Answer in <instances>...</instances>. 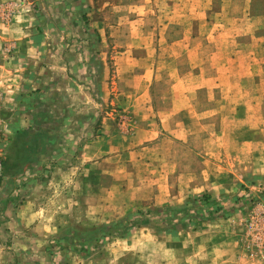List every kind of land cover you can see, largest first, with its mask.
Masks as SVG:
<instances>
[{
    "label": "crops",
    "instance_id": "1",
    "mask_svg": "<svg viewBox=\"0 0 264 264\" xmlns=\"http://www.w3.org/2000/svg\"><path fill=\"white\" fill-rule=\"evenodd\" d=\"M102 2V5H97V0H65L63 14L76 15L81 10L80 18L83 15L88 18L99 15L91 22L101 37L109 26L101 16L103 10L107 9L112 17L113 25L110 28L120 31L125 27L120 16L127 14L126 22L134 28L137 16L156 4L155 0ZM160 2L163 8L169 3L168 0H164L165 3ZM182 3L183 0H179L175 6H181ZM246 10L248 7L245 5L243 12L246 13ZM14 16L16 18V14ZM14 16L12 20L15 19ZM35 17H38L37 14L30 15L25 12L18 16L20 20L2 25L4 34H0V96L6 103V107L0 109V145L8 142L16 131L31 128L34 132V152H38L37 161L31 165L25 164L19 172L14 167L4 170L1 165L3 158L0 160L2 184L5 187L11 184L10 191L18 192L17 195L11 194L10 198L15 199L14 195L20 198V203L13 210L9 206L2 208L0 264H59L55 255L52 256L47 248L48 239L57 231L55 223L60 218L59 214L49 210L48 204L41 198V192L49 187L56 190L66 187L71 192V195L66 196L55 207L65 208L71 213L76 208L79 212L82 210L83 214L79 213V217L69 215V218L76 221L91 218L93 212L101 213L104 204L100 199L104 192L110 195L119 191L124 196L132 194L134 197L136 191L144 190L143 197L150 193L152 203L156 204L162 203L158 199H166L169 183L174 182L177 184L180 201L187 189L190 194L213 190L218 194L222 189L224 194L236 195L242 194L243 185L257 190L264 189V141L261 137L251 141L242 138L232 141L230 133L227 134V141L222 144L217 143L211 136L199 139L196 128L202 123L198 103L195 106L189 104L192 109L186 110L191 112L188 115L184 111L187 104L183 103L189 101L185 93L196 95L204 86H192L185 90L179 85L183 81V74H178L175 70L172 71L175 85L162 88L159 81L163 77L155 64L168 62V57L171 56H163L161 52L155 54L157 58L154 57L150 51L153 40H137L131 38V35L127 38L129 47L145 50L139 54L130 52L112 57L117 71V84L118 81H124L126 87L115 88V92H109L106 86L109 71L104 67V58H97L92 64L91 58L82 59L78 53L73 54V44L62 45L61 40L55 38L57 35L59 39L62 38V34L56 31V35H51L45 29L35 26ZM69 27L67 25L65 29ZM128 30L130 31L129 27ZM182 43L180 39L170 42L160 39L158 45L162 50V46H180ZM177 57L178 55L175 59ZM244 60L238 57V63ZM205 75L207 74L203 71H196L192 77L199 79ZM212 78L216 81L219 76L212 73L206 76V79ZM219 85L216 84V87ZM92 87L96 88L99 99L92 97ZM26 90L37 96L36 113L20 111L14 116L7 104L10 100L17 101L21 93L26 96ZM235 91L226 88L223 94L226 97L233 93H248V90L240 87ZM168 92L170 103L167 105L164 96ZM249 93L264 95V90L256 88ZM178 101L183 102L177 104ZM157 103L162 104L158 109ZM104 104L111 105V108L105 115L97 118V113L103 109ZM219 107L225 112L221 114L225 115L224 123L233 120L227 114L236 110L240 113L235 120L239 124V130L246 125L259 128L253 134L262 131L257 120L253 125L247 123L251 121L248 115L259 116L258 112L263 109V103L240 102L232 107L225 102ZM63 112L69 117L65 118L64 114L61 117L60 113ZM190 126L194 129L190 130ZM221 133L225 134V131ZM78 142L82 145L76 152L74 147ZM170 143L176 145L177 153H182L187 148L191 159L200 161L202 165L180 169L181 154L171 156L168 147ZM67 158H72L69 164L50 167L51 170L44 172L47 173V179L40 181L38 173L41 168H49L54 161ZM213 159L221 161V164L216 165ZM211 161V165L216 168L209 165ZM11 171L17 175L10 178ZM104 177L107 178L106 185L103 184ZM61 178L64 184L60 183ZM88 192L93 196L89 197ZM230 204L225 203L227 206ZM231 221L223 218L209 220L207 228L197 234L198 239L194 238L190 246L182 242L178 250L182 255H191V259L186 258L187 263L178 264H251L247 258L241 256L238 234L228 229H231ZM195 239L197 240L194 241ZM80 258L72 257L65 264H87L81 262L83 258Z\"/></svg>",
    "mask_w": 264,
    "mask_h": 264
},
{
    "label": "rangeland",
    "instance_id": "2",
    "mask_svg": "<svg viewBox=\"0 0 264 264\" xmlns=\"http://www.w3.org/2000/svg\"><path fill=\"white\" fill-rule=\"evenodd\" d=\"M155 1L156 4H153L151 9H146L144 14L137 16L134 28L126 22L127 14L120 16L121 23L125 24L124 29L120 31L110 28L113 25L112 17L109 16L107 9L103 10L101 16L109 26L100 37L91 22L96 20L99 15H91L93 19L84 17V15L80 18L81 10H78L76 15L63 14L65 0H0V34H4L2 25L14 22L19 19L18 16L24 15L25 12L30 15L37 14L36 22L34 21L35 26L45 29L51 35H56V31L62 34V38L59 39V35L55 38L61 40L62 45L64 43L73 44V54L78 53L82 59L91 58L92 64L97 58H104V67L109 71L108 77H106V86L109 92L111 90L115 92V88L126 87L124 81H118L117 84V71L112 63L114 61L112 57L126 55L130 52L139 54L145 50L140 47H129L127 38L131 35V38L137 40H153L150 51L154 57L157 58L156 55L161 52L163 56L167 54L171 56L168 57L170 59L168 62L155 64L161 71L159 74L163 77L159 81L162 88H171V85H175V76L172 73L175 70L178 74H183V81L179 85L183 86L185 90H189L192 86H204L199 89L196 95L185 93L189 101L183 103L187 104L184 110L186 115L191 114L186 111L192 109L189 104L192 103L195 106L198 103L202 123L196 128L199 139L211 136L217 143L222 144L223 141H227V134L230 133L232 141L240 140V138L251 141L256 137H261L264 141V95L249 93L250 90L253 92L256 88L260 91L264 90V0H183L181 6H175L179 0H168L169 3L165 8L161 7L160 2L165 3L164 0ZM102 3V0H97V5H102ZM245 5L248 7L246 13L249 14L247 15L243 12ZM13 16L15 19L12 20ZM51 25L53 27H49ZM67 25L70 26L69 29H65ZM160 39L168 42L180 39L183 43L180 46H162V51L158 45ZM176 55H178L177 59H175ZM238 57L245 60L238 63ZM97 62L99 63V60ZM196 71H203L207 75L217 74L219 79L216 81L213 78L206 79L207 75L204 78H193L192 74ZM216 84H220L219 87H216ZM93 86H96L95 82H93ZM94 87L90 89V93L92 97L99 99ZM239 87L248 90V93H233L226 97L223 94V90L226 88L235 91ZM25 92H27L26 96L21 93L17 101L10 100L7 104L14 116L20 111L36 113V94L33 96L28 90ZM164 97H166L168 105L170 103L169 92ZM257 101L263 103V109L258 112L260 118L248 115L251 121L247 124L253 125L257 120L260 124L259 127H262L260 133L253 134L259 128L246 125L241 126L242 129L239 130V124L235 120L239 118L240 113L236 110L227 114L233 120L229 123L223 122L225 115L221 114L225 112L219 106L222 107L225 102L233 107L235 103L254 104ZM182 102L178 101L177 104ZM160 105L162 106L157 103V109ZM1 107H6V103L0 96V109ZM38 108H40L39 105ZM110 108L111 105L103 106V109L97 113V118L105 115ZM252 112L254 113V109ZM63 114L64 112L60 113L61 117ZM65 115V118L69 117L67 114ZM189 129H194V127L190 126ZM222 131H225V134H222ZM87 136L89 137L90 134ZM2 144L0 145V160L3 158L10 167L16 169L19 166L17 171H21L26 162L22 161L18 145L13 144L7 148L8 142ZM80 145H82L81 142H78L74 147L76 152ZM168 147L171 156L181 154L180 169L185 170L202 165L200 161L191 159L192 156L187 148H184L182 153L178 148L179 153H177L175 144L170 143ZM7 153L8 157L6 158ZM71 161L72 158L57 160L52 163V166L50 164L49 168H41V171L44 173L51 170L50 167H62ZM212 161L216 165L221 164L219 160L213 159ZM212 161L209 165L216 168L211 165ZM41 171L38 174L40 181L43 182L47 179V173L42 174ZM15 175L17 174L11 171L9 177H15ZM1 181L0 178V216L4 211L2 208L5 209L6 206H9L13 210L20 203L19 196L14 195L15 199L10 198L11 194L16 193L17 195L18 192L10 191L11 184L5 187ZM60 183L64 184L62 178ZM106 183L107 178L104 177L103 184L106 185ZM243 186L241 195L224 194L222 189L217 192L218 194H215L216 190L208 193L218 200L221 207L227 211V215L223 219L232 220L231 229H228L238 234L241 256L247 258L251 264H264V189L257 190L254 187L248 188V185ZM167 191L166 199H158L162 203L156 204L152 203L153 198L149 197L150 193H147L145 198L143 197L144 190L136 191L133 194L134 197L132 194L127 195L129 197L124 196L119 191L112 192L110 195L104 192L100 199V202L104 204L101 209L102 214L99 211L93 212L90 215L91 218L76 221L69 218V215L79 217V213L83 214L82 210L79 212V209L76 208V210L73 209L75 212L71 213L70 210L67 212L65 208L55 207L66 196L71 195V192L66 187H60L58 190L53 187L45 189L41 192L43 202L48 204L49 210L59 214V220L61 219L55 223L57 231L53 237L48 239V251L52 253V256L55 255L59 264H65L75 256L82 257L81 262H87V264L187 263L188 261L185 259L190 260L191 255H182L178 250L182 246V242H186L187 246H190L194 238L198 239L197 234L207 228L209 220L221 217H215V214L212 213L215 212L212 206H204L203 208L212 210L210 214L208 213L210 219H195L187 223L184 229H179L173 234L165 232L163 228L166 223L159 216V209L179 207L184 205L188 198L207 193L190 194V190L187 189L180 201L176 182L169 183ZM88 195L89 197L93 196L91 192H88ZM137 195L141 196L137 197ZM229 202L230 205H225ZM205 212L206 210L203 209V216ZM118 222L119 224H117ZM169 223L171 221H168ZM228 229L226 228V230Z\"/></svg>",
    "mask_w": 264,
    "mask_h": 264
},
{
    "label": "trees",
    "instance_id": "3",
    "mask_svg": "<svg viewBox=\"0 0 264 264\" xmlns=\"http://www.w3.org/2000/svg\"><path fill=\"white\" fill-rule=\"evenodd\" d=\"M35 126H32V128H34ZM14 134L15 135L8 140L9 144L7 148H9L13 144H17L22 161L26 162L27 165L34 164L38 159V152H34V132L31 131L30 128L27 130H18ZM5 157H8V153L5 155ZM1 162L3 169L8 170V167H10V165L4 160H2ZM18 168L19 166H17V170H19ZM204 206H212L215 212H212L211 209L203 208ZM203 209L206 210L204 216L202 215ZM210 212L214 213L215 217L224 218L227 215V211H225V209L221 207L219 201L214 199L211 194L207 192L199 196L188 198L182 206L159 209V216L166 223V226L163 228V230L165 232L173 234L179 229H184L187 223H190L195 219H210V216H208V213L210 214ZM168 221H171V223L168 224ZM117 224H119V222Z\"/></svg>",
    "mask_w": 264,
    "mask_h": 264
}]
</instances>
